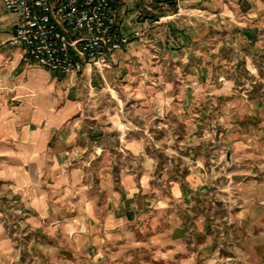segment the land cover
I'll list each match as a JSON object with an SVG mask.
<instances>
[{
	"label": "rangeland",
	"instance_id": "obj_1",
	"mask_svg": "<svg viewBox=\"0 0 264 264\" xmlns=\"http://www.w3.org/2000/svg\"><path fill=\"white\" fill-rule=\"evenodd\" d=\"M237 1L165 6L151 33L141 41L129 38L101 72L64 76L33 65L34 77H26L36 91L31 118L21 124L13 116L18 151L0 153V178L16 181H0V264H21L28 251L31 264L42 252L53 264H264V0ZM22 102L12 97L0 108L23 114ZM54 107L72 110L75 135L64 144L57 137L55 145L41 138L33 150L44 129L50 137L64 130L44 125ZM49 145L57 176L67 180L68 171L76 185L63 184L70 194L62 200L78 207L66 226L70 254L25 237L34 233L26 222L37 225L33 213H52L51 204L35 198L17 203L7 194L37 185ZM181 186L191 202L198 199L188 214ZM124 192L129 203L119 209ZM101 194L109 196L105 219L114 214L111 223L119 224L109 238L98 233ZM138 196L147 208L168 209L174 227L162 225L150 235L138 229ZM185 220L193 226L176 238ZM45 230L50 236L51 227Z\"/></svg>",
	"mask_w": 264,
	"mask_h": 264
},
{
	"label": "crops",
	"instance_id": "obj_2",
	"mask_svg": "<svg viewBox=\"0 0 264 264\" xmlns=\"http://www.w3.org/2000/svg\"><path fill=\"white\" fill-rule=\"evenodd\" d=\"M204 0H117V3L114 6L115 9V15H116V24L117 33L122 37L129 36L130 41L134 39V42L137 40L141 41L143 36H146L147 34H150L151 31H149L150 27H152L153 24H155L154 19H157V16L164 14V7L173 4V7L175 6L176 2L181 3L184 7H191L193 5H200V3ZM207 5H212L213 0H207ZM242 4H245L248 0H238ZM237 1V2H238ZM163 12V13H162ZM16 22V17L4 10L3 8V0H0V102L4 103L5 100L9 98L14 99H22L23 98V105L21 106L22 109H20V112L23 114H20L15 109H6L1 107L0 108V153L5 154V150H8L6 153L16 152L18 151L15 139H14V125H10L11 120L14 123V120L16 118L17 123H24L27 122L26 118H31L29 116V111L31 109H34L32 102H34L31 97L35 96V92L33 91L28 83L26 82V77L35 75V66L33 65H27L23 62V55L25 53L23 47L19 46H11L9 44V40L12 37L13 28ZM157 23V22H156ZM136 37V38H135ZM140 38V39H139ZM129 45V44H128ZM31 77V78H33ZM44 86L46 88L51 87L48 83L43 81ZM47 84V85H46ZM3 92V94H1ZM49 92V91H48ZM30 93H33V96H30ZM46 94V93H43ZM30 97L31 99H24ZM44 97V96H42ZM39 96L36 101L39 102ZM43 99V98H42ZM13 100V99H12ZM25 101V102H24ZM31 102V104H30ZM29 103V104H28ZM28 106H27V105ZM31 107V109H30ZM66 107V106H65ZM55 109L54 112L49 114V119L47 122H44V125L47 126L49 123L51 126H53L55 129L61 128L60 130L64 129L61 133H57L55 135H51L50 137V129H44V135H42L35 138L32 142H36L35 147L33 150H37L38 141L42 138L45 143L49 141L52 142L51 145H55L54 141H57V137H61L62 144L67 143L70 141L71 137L75 135V130L73 128L74 124L72 125L71 120L73 118V115H71L73 112L72 110H65V108L61 110H57V108H51ZM16 113V114H13ZM15 116V118L13 117ZM16 123V124H17ZM70 123V124H69ZM1 124H4V126ZM72 125V126H71ZM78 127L82 125V121L76 123L75 126ZM19 130V126H16ZM59 130V129H58ZM59 130V131H60ZM96 130V129H95ZM91 128L90 131H95ZM26 134V133H25ZM50 137V139H48ZM27 140L28 139H24ZM31 142V143H32ZM24 144L27 142L23 141ZM54 143V144H53ZM27 148V146H24V148ZM49 157L46 158V160L40 162L39 168V175L37 178V185L36 182H31L27 185L25 189H19L15 190L11 188L7 192V194L10 195V197L15 200V202H23L22 200L26 199L24 202H27V200L31 199H44L45 204H50L49 200H52L54 204H52L50 207L53 209L52 213L45 212L44 215L42 213L37 212L35 209L34 216L36 218L37 225L35 226L33 224V219L31 220L32 223L26 222L28 225L25 226V228H31L33 225V231L34 233H26L25 237H31L33 236L32 240L36 244L41 242L40 240H47L54 237L56 233H62L64 235V238L70 243L69 241V234L66 230V226L71 222L73 223L75 218L78 216V207L74 208L70 205V203H64L62 199H66L67 196L70 194L68 190L65 191V187L63 184L67 182L68 189H73L76 185L72 178L69 176V174L66 172L67 176L65 180L61 176H57L60 170H57L56 167L58 166V162L55 159L54 156V148L49 145ZM22 148V149H24ZM3 154H0L3 155ZM56 155V154H55ZM1 162V160H0ZM3 162V161H2ZM60 162V161H59ZM45 168V170H44ZM48 168L49 170H46ZM56 172V173H55ZM55 173V174H53ZM60 174V173H59ZM78 176V175H77ZM3 177L0 178V181L4 184H13L16 185V181L13 179V177ZM80 177L78 182L77 180V186L81 183H83V178ZM73 184V185H72ZM36 185V186H35ZM79 187V186H78ZM10 189V188H7ZM141 191V190H140ZM178 192L183 193V203L185 206L190 207L191 200L190 196L191 193L189 190L184 188L183 186L178 187ZM130 199L126 193L124 192V196L120 198V208L124 206L125 203H129L127 199ZM172 198L175 199V204L179 203L178 198L172 196ZM134 198H132L133 200ZM135 201V200H134ZM134 201H130L131 204L134 203ZM17 202V203H18ZM136 202V201H135ZM146 202V201H145ZM137 203V202H136ZM64 205V208H62V205ZM135 204V203H134ZM138 204V203H137ZM143 201V206L144 205ZM70 205V206H69ZM48 208V206H47ZM62 210V212H61ZM186 213H190L188 210ZM31 217V216H29ZM111 218L113 220H116V216L113 214L112 216L105 219V217L102 219H98V233L100 232L101 235H104L103 233L107 232L108 238L109 232H114L119 224H116L115 226L111 223ZM52 220V226L46 225V221ZM67 221V222H66ZM39 222V223H38ZM51 227V235L46 236V234H49L45 229L47 227ZM163 237H167V235L163 234L161 235ZM160 237V236H159ZM159 237H157L159 241ZM170 239V236H169ZM0 240H1V233H0ZM164 240V239H163ZM77 245L78 250H82L81 246L79 244ZM30 253L28 251L27 258L25 264H31L33 261L30 262ZM5 259L8 258L4 256ZM26 258V257H23ZM23 258L20 257L21 264ZM40 263V262H39ZM38 263V264H39ZM9 264V263H7Z\"/></svg>",
	"mask_w": 264,
	"mask_h": 264
},
{
	"label": "built area",
	"instance_id": "obj_3",
	"mask_svg": "<svg viewBox=\"0 0 264 264\" xmlns=\"http://www.w3.org/2000/svg\"><path fill=\"white\" fill-rule=\"evenodd\" d=\"M117 0H3L16 17L11 46L24 48L23 62L64 76L109 68L129 41L117 31Z\"/></svg>",
	"mask_w": 264,
	"mask_h": 264
},
{
	"label": "trees",
	"instance_id": "obj_4",
	"mask_svg": "<svg viewBox=\"0 0 264 264\" xmlns=\"http://www.w3.org/2000/svg\"><path fill=\"white\" fill-rule=\"evenodd\" d=\"M238 3H239V5H241V2H238ZM175 8H176V3H175ZM112 59H114V58H112ZM108 197H109L108 194H101L99 202H98L99 205L103 206V214H102L103 218L105 217L104 212L107 210V206H108V204H107V198ZM196 200L198 201V199H196V198L192 199L190 207H187L183 204L182 206L185 209L184 211H187V210L194 211L197 207L196 206L197 205ZM135 201L138 204H137V210H136L137 218L134 219V225H136L138 227V229L141 227V229L145 231L144 232L145 235L157 233L162 225L164 226V228L167 225V228H169V229L174 227L173 226L174 225L173 219L171 218L168 209H162V210H156L155 211V210H153V208L152 209L147 208V207L143 206L144 197H140V196L136 197ZM49 202L51 205L54 204L52 200H49ZM171 204L172 205L174 204V202L172 200H171V202L168 203V207H170ZM186 218L189 219V216L186 215ZM175 222H177V221H175ZM181 226L183 228L181 230H179V232L176 234V238L181 237V235L185 232V229H189L190 227L193 226V224L192 223H186V220H185V223L181 224ZM193 232L196 234V232L194 230H193ZM196 237L199 238L200 235H196ZM46 242H45V244H48L49 246H56V247L62 248L63 250L61 252L63 254L73 253L71 250L66 251V249H68L70 247V243L64 238V235L62 233H56L53 238L47 239ZM107 246L108 245H106V247ZM42 253L43 254L41 255L42 259L40 261V264H53V258L50 255H48L46 252H42ZM74 255L76 257V252ZM25 262H26V258H23L22 263L25 264ZM30 262H31V259H30Z\"/></svg>",
	"mask_w": 264,
	"mask_h": 264
}]
</instances>
